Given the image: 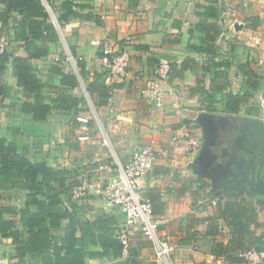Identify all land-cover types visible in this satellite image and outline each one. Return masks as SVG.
<instances>
[{"label": "crops", "instance_id": "0c3cea01", "mask_svg": "<svg viewBox=\"0 0 264 264\" xmlns=\"http://www.w3.org/2000/svg\"><path fill=\"white\" fill-rule=\"evenodd\" d=\"M10 1L0 0V54H11L0 76V139L18 129L19 152L27 149L34 161L67 168L70 186L90 185L79 201L70 191L63 196L67 206L75 205L84 219L113 216L118 227L124 214L108 199L107 185L99 189L94 181L112 183L115 156L126 163L137 144H152L160 153L141 185L154 201L161 237L177 244L172 264H233L212 254L215 242L229 244L233 237L227 221L217 217L218 196L252 199L264 224V81L249 101L254 106L234 115L245 120L237 126L236 143H229L231 150L224 146L218 159L211 156L213 117L228 120L222 99L243 88L241 65L264 77V0H43L48 16L30 5L11 8ZM213 5L217 18L211 7L205 9ZM124 47L131 54L127 74L111 81L107 51ZM16 56L29 59L30 68L16 67ZM162 58L175 64L176 77L168 79L171 91L157 105L145 91L156 82ZM37 88L38 105L49 109L34 119ZM103 89L109 90L107 100ZM202 89L217 94L216 110L207 109ZM184 123L192 124L198 148H189ZM84 124L92 140L79 139ZM94 158L108 168L91 165ZM3 193L6 203L21 207L17 190ZM215 226V235L208 236ZM130 245L139 249L141 264H162L142 234ZM16 249L0 234V255L9 260ZM248 261L263 264L255 256Z\"/></svg>", "mask_w": 264, "mask_h": 264}, {"label": "trees", "instance_id": "16d2710c", "mask_svg": "<svg viewBox=\"0 0 264 264\" xmlns=\"http://www.w3.org/2000/svg\"><path fill=\"white\" fill-rule=\"evenodd\" d=\"M18 3L30 5L42 15L48 16L49 11L43 0H11V8L17 9ZM210 7L217 18V7L213 5L205 9L209 10ZM67 17L66 13H60L61 20L66 21ZM203 23L204 28L219 33L216 25ZM10 58L11 54L8 52L0 54V76L7 69ZM13 62L22 70L30 66V61L26 58L16 56ZM184 68L187 70L186 66ZM241 71L245 76L243 88L222 99L228 120L222 121V116L213 117L217 136H214V132L211 156L217 159L224 146H228L232 141L236 143L234 139L239 131L237 126L245 120L234 115L239 113L243 106L249 109L254 106L249 101L264 81V77H260L244 65H241ZM174 77H176V66L171 63L169 78ZM2 88L3 84L0 80V93ZM39 92L40 89L37 88L35 97L37 104L31 107L38 111L34 119L44 118L40 114L47 113L49 109L42 104L38 105ZM202 94L207 99V109L216 110L219 102L217 94H209L205 89H202ZM101 95L107 100L110 97L109 90H101ZM19 134V130L14 128L11 136L0 139V234L4 238H11L17 248L9 256L10 264H90V260L93 259L103 263L124 257L123 244L118 237L119 227L114 217L102 214L96 219H84L75 205L67 206L63 196L74 187L68 185L70 170L49 166L45 161H34L27 149L19 152L16 149ZM228 148L231 150L230 146ZM256 158L259 167L260 161L258 156ZM11 189L17 190L23 201L19 208L5 201L7 198L3 191ZM8 198L11 199V196ZM218 198L217 217L227 221L233 231V237L229 244L215 242L212 254L216 258H227L233 264L249 263L242 253L264 251V232H257L264 224L258 216L256 206L253 200L248 198L242 201L220 196ZM150 200L155 213L154 201L152 198ZM215 228L216 226L211 228L207 235L213 237ZM126 257H128L127 264H141L140 251L134 246L128 247ZM262 263L264 264V259Z\"/></svg>", "mask_w": 264, "mask_h": 264}, {"label": "built area", "instance_id": "2783aa9c", "mask_svg": "<svg viewBox=\"0 0 264 264\" xmlns=\"http://www.w3.org/2000/svg\"><path fill=\"white\" fill-rule=\"evenodd\" d=\"M236 23L233 24L234 28H236ZM107 53L111 54L106 62L108 78L114 81L124 77L127 74L131 60L128 48L124 47L115 52L108 50ZM68 58L70 60L74 59L72 54ZM170 69L171 61L162 58L155 70L156 82L145 91V96L157 105H163L166 95L171 91L168 84ZM82 129L83 133L79 136V139L81 141L92 140L90 126L84 124ZM182 129L189 148H198L200 139L196 136L192 124L184 123ZM104 144H107V141H104ZM159 153L152 144H137L128 162L123 163L115 156L116 162L114 165L117 169V175L112 183L106 184L97 179L94 184L99 189H103L104 185H107L108 199L124 214L125 221L119 227L118 233V237L123 244V254L128 253V247L132 239L140 233L154 244L158 260L165 264H172L171 256L176 251L177 244L170 239L161 237L160 222L153 213L152 201L144 195L141 185V179L153 169ZM90 164L97 165L100 169L108 168L106 164L100 163L96 158L92 159ZM89 188L88 183L76 185L71 189L70 195L74 200L79 201L88 194ZM242 255L250 261L252 256H255L258 261L264 259V251L261 253L249 251L242 253ZM0 264H10V261L0 255ZM253 264L256 263L253 262Z\"/></svg>", "mask_w": 264, "mask_h": 264}, {"label": "water", "instance_id": "95a60500", "mask_svg": "<svg viewBox=\"0 0 264 264\" xmlns=\"http://www.w3.org/2000/svg\"><path fill=\"white\" fill-rule=\"evenodd\" d=\"M259 180H260L262 186H264V179L262 177H260ZM260 192L264 193V190L262 189V190H260ZM127 262H128L127 258H120V259L108 262L106 264H127Z\"/></svg>", "mask_w": 264, "mask_h": 264}, {"label": "rangeland", "instance_id": "374dc122", "mask_svg": "<svg viewBox=\"0 0 264 264\" xmlns=\"http://www.w3.org/2000/svg\"><path fill=\"white\" fill-rule=\"evenodd\" d=\"M175 253H176V252H174L173 254L175 255ZM154 255L156 256V252H154ZM174 255L171 256V260H172V261H173L172 258L174 257ZM106 263H108V262H103V263H101V262L98 263V262H97V263H95V264H106ZM162 264H165V263L162 262Z\"/></svg>", "mask_w": 264, "mask_h": 264}]
</instances>
